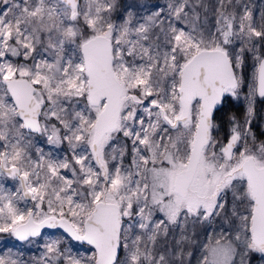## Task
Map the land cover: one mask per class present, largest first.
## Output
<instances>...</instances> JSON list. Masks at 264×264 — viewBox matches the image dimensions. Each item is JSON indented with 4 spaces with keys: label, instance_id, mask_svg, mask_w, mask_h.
<instances>
[{
    "label": "snow or ice",
    "instance_id": "snow-or-ice-1",
    "mask_svg": "<svg viewBox=\"0 0 264 264\" xmlns=\"http://www.w3.org/2000/svg\"><path fill=\"white\" fill-rule=\"evenodd\" d=\"M117 4L0 0V234L90 246L52 239L35 264H193V246L196 264H264V10L165 0L117 19ZM249 61L245 115L221 136Z\"/></svg>",
    "mask_w": 264,
    "mask_h": 264
},
{
    "label": "rangeland",
    "instance_id": "rangeland-1",
    "mask_svg": "<svg viewBox=\"0 0 264 264\" xmlns=\"http://www.w3.org/2000/svg\"><path fill=\"white\" fill-rule=\"evenodd\" d=\"M253 10L255 16H259V13L264 10V0H244ZM165 0H118L117 10L114 13V17L119 19L124 15L126 10H132L134 13L139 15H147L152 11L151 6L155 4L163 5ZM244 75L246 79L245 87L241 91V98L239 101L232 99L234 105H241L242 115L238 116V119H243L245 115L246 104L244 101V96L247 94L248 86L247 82L251 78V62L249 61L247 68L244 70ZM261 104L257 103L256 100V118L253 121V124L256 123L260 126V129L264 133V101H259ZM237 116V115H236ZM264 139V135H263ZM36 146L43 147L45 152L52 151L57 156H63L64 154H69L67 150L66 142L60 147H55L49 145L44 137H36ZM70 155V154H69ZM7 187H12V181L5 182ZM219 223V222H218ZM199 231V230H198ZM211 230L209 229V234ZM63 239L65 244L63 246L70 247L74 253L87 255L90 247L85 244L72 241L66 233L59 229L46 230L42 232L40 237L32 238V240L20 242L17 241L14 237L9 236L8 234H0V255L6 254L8 252L14 253L19 256L20 259L24 261H30L32 264H35V260L39 259L41 254L44 252V243L52 239ZM199 240L204 241V235H199ZM193 264H196V258L200 254V249L198 246H193ZM253 264H259L257 257L253 259Z\"/></svg>",
    "mask_w": 264,
    "mask_h": 264
},
{
    "label": "trees",
    "instance_id": "trees-1",
    "mask_svg": "<svg viewBox=\"0 0 264 264\" xmlns=\"http://www.w3.org/2000/svg\"><path fill=\"white\" fill-rule=\"evenodd\" d=\"M257 103H259V105L261 104V102H259V101H257ZM214 115H215L216 122L221 127L220 135L226 136V133L228 130L229 117L232 115H235V116L237 115L236 116L237 118H238V116H241L242 115V107L239 104L234 105L231 98L230 99L226 98L222 107ZM252 126H253V130L256 132L259 139H263L264 134H262L263 132L260 129V126L256 123H254ZM254 258H255V256L253 257V259Z\"/></svg>",
    "mask_w": 264,
    "mask_h": 264
},
{
    "label": "water",
    "instance_id": "water-1",
    "mask_svg": "<svg viewBox=\"0 0 264 264\" xmlns=\"http://www.w3.org/2000/svg\"><path fill=\"white\" fill-rule=\"evenodd\" d=\"M257 99H258V101H264V100H262V99H260L259 97H257ZM46 230H54V229H47V228H45V229H43L42 230V232H44V231H46ZM59 230H61V231H63L62 229H59ZM67 235V234H66ZM70 238V237H69ZM71 239V238H70ZM73 241V240H72ZM74 242H77V241H74ZM78 243H80V242H78ZM87 245V244H86ZM89 246V245H88Z\"/></svg>",
    "mask_w": 264,
    "mask_h": 264
}]
</instances>
